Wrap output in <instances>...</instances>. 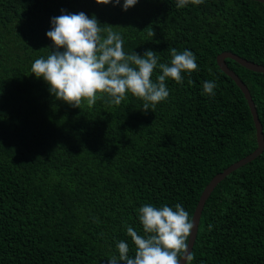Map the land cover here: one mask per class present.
<instances>
[{"label":"trees","instance_id":"obj_1","mask_svg":"<svg viewBox=\"0 0 264 264\" xmlns=\"http://www.w3.org/2000/svg\"><path fill=\"white\" fill-rule=\"evenodd\" d=\"M80 12L113 27L126 54L151 50L170 64L168 49L189 50L199 70L182 84L166 80L168 99L148 111L131 94L120 105L104 97L72 108L31 65L54 50L52 18ZM223 52L264 66V4L204 0L181 9L176 0H138L124 11L123 0H0V264H108L112 256L123 264L117 244L134 258L127 227L143 235L145 204H180L193 221L213 178L258 146L248 101L217 64ZM226 62L264 131V74ZM206 81L216 83L214 96ZM192 254L191 264H264V152L211 194Z\"/></svg>","mask_w":264,"mask_h":264},{"label":"clouds","instance_id":"obj_2","mask_svg":"<svg viewBox=\"0 0 264 264\" xmlns=\"http://www.w3.org/2000/svg\"><path fill=\"white\" fill-rule=\"evenodd\" d=\"M99 5H120L121 0H95ZM138 0H123V10L134 7ZM204 0H176L177 8L200 5ZM52 27L47 37L54 50L46 58L41 57L31 65L37 79H43L50 93L57 100L72 108L82 105L93 107L97 100L108 97L113 105H120L126 97L143 101V108L155 107L169 97L166 80L182 84L184 74L189 76L199 70L196 56L189 50L178 52L168 49L170 64L159 63V54L148 50L143 57L136 53L126 54L124 40L113 27L103 28L93 16L85 13L61 14L52 18ZM106 32V36L102 33ZM149 36L154 37L151 29ZM159 69L156 80L152 77ZM189 84L192 81L189 79ZM217 87L214 81H206L203 91L214 96ZM143 235L133 227H127V235L135 246L134 258L129 257L127 243L117 244L119 261L123 264H191L194 255L189 251V238L194 228L189 213L182 205L175 208L167 205L145 204L138 210ZM108 264H118L112 256Z\"/></svg>","mask_w":264,"mask_h":264},{"label":"water","instance_id":"obj_3","mask_svg":"<svg viewBox=\"0 0 264 264\" xmlns=\"http://www.w3.org/2000/svg\"><path fill=\"white\" fill-rule=\"evenodd\" d=\"M252 1H257V2L264 4V0H252ZM227 59L234 60L235 62H237L241 66H243L246 69L253 71L255 73L264 74V66L250 62V61H247L246 59H243V58H241V57H239V56H237L231 52H223L217 57V64H218L219 68L226 75H228L229 77H231L234 80V82L237 84V86L244 93V95L248 101L251 113L253 115L256 131H257L258 146H257V149L253 153H251L250 155H248L244 159L240 160L239 162L231 165L229 168L225 169L222 173L216 175L213 178V180L207 185L205 190L203 191L201 198L199 200L198 206L195 210L194 217H193L194 228H193V231H192L190 238H189V251H191V252L193 251V248H194V245H195V242L197 239L199 224H200V220L202 217V213H203L205 204H206L207 200L209 199V197L211 196V194L216 189V187L222 181H224L229 175H231L233 172H235L236 170L240 169L241 167L247 165L248 163L254 161L258 157H260L264 152L263 125L260 121L256 105L254 103V100L252 98V95H251L250 90L248 89L247 85L227 65V62H226ZM182 264H184L183 261H182Z\"/></svg>","mask_w":264,"mask_h":264}]
</instances>
